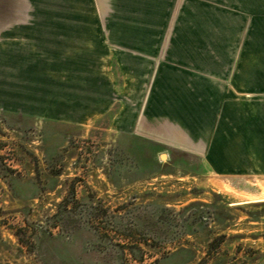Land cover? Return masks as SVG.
I'll list each match as a JSON object with an SVG mask.
<instances>
[{
    "label": "rangeland",
    "instance_id": "1",
    "mask_svg": "<svg viewBox=\"0 0 264 264\" xmlns=\"http://www.w3.org/2000/svg\"><path fill=\"white\" fill-rule=\"evenodd\" d=\"M65 45L0 40V264H264V104L198 156L119 135L131 74ZM98 94L117 103L94 124L56 113Z\"/></svg>",
    "mask_w": 264,
    "mask_h": 264
},
{
    "label": "crops",
    "instance_id": "2",
    "mask_svg": "<svg viewBox=\"0 0 264 264\" xmlns=\"http://www.w3.org/2000/svg\"><path fill=\"white\" fill-rule=\"evenodd\" d=\"M0 40L66 42L52 55L84 72L115 58L133 91L117 133L196 156L236 106L264 104V0H0ZM116 103L83 96L56 113L94 124Z\"/></svg>",
    "mask_w": 264,
    "mask_h": 264
},
{
    "label": "water",
    "instance_id": "3",
    "mask_svg": "<svg viewBox=\"0 0 264 264\" xmlns=\"http://www.w3.org/2000/svg\"><path fill=\"white\" fill-rule=\"evenodd\" d=\"M160 159H161L162 161H164V160L166 159V156H165L164 154H161V155H160Z\"/></svg>",
    "mask_w": 264,
    "mask_h": 264
}]
</instances>
